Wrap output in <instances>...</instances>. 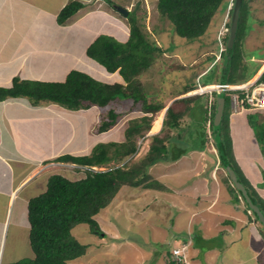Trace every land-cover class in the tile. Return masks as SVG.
<instances>
[{"label":"crops","instance_id":"0c3cea01","mask_svg":"<svg viewBox=\"0 0 264 264\" xmlns=\"http://www.w3.org/2000/svg\"><path fill=\"white\" fill-rule=\"evenodd\" d=\"M71 1L0 0V86H11L15 78L62 81L76 68L94 77V72L101 74V71H106L90 57L86 59H91L95 64L85 60L83 66L80 52L87 55L88 46L102 34L100 31L108 20L104 13L106 16L114 15V23L116 19L117 22L119 20L118 14L113 13L104 0H80L84 6L67 20L59 21L60 11ZM93 3L95 5L90 7ZM116 4L111 5L115 10ZM117 22L116 25L130 33L127 20H121L120 24ZM90 67L94 70H86ZM210 67L211 64L200 71L196 80ZM116 72L108 73V76L112 77ZM119 77L120 82L123 79L120 73ZM99 111L97 105L70 109L47 100L33 104L26 96L0 100V264H6L17 256L13 249L18 247L21 236L26 239L25 243L29 241L28 202L31 197L46 190L49 176L53 174V160L64 154L66 144L59 148L57 144L59 130L66 125L72 128L75 117L89 125L90 120H96ZM254 111H234L231 107L229 119L234 141L233 156L245 178L264 199V177L251 180L244 170L247 165L241 158L240 152L244 151H237L242 138L251 130L247 116ZM234 137L236 140L239 138L237 144ZM92 146V143L77 149L72 146L66 153H89ZM215 151L209 146L203 150L190 149L176 161H161L152 165L149 171L152 174L154 169L158 171L153 175L163 187L146 188L156 210H151V203L147 201L144 212L150 209L151 213L148 212L144 220H147V224L148 218L163 224L162 219L155 221L153 217L158 218L161 211L166 215L173 207L183 212V221L175 222L172 219L169 236L178 243L187 237L192 238L190 264H244L250 259L256 264H263L264 237L261 228L255 224V213L242 195L239 200L235 198L230 190L234 184L220 164L219 153ZM254 160L251 165H255ZM62 164L67 163L57 161V165ZM247 209H251L253 214L248 213ZM140 217L143 218L142 215ZM251 241L259 245L249 253L247 250L250 246L245 244ZM239 244L240 248L245 246V249L239 250ZM171 248L164 254V264H176L170 255Z\"/></svg>","mask_w":264,"mask_h":264},{"label":"trees","instance_id":"16d2710c","mask_svg":"<svg viewBox=\"0 0 264 264\" xmlns=\"http://www.w3.org/2000/svg\"><path fill=\"white\" fill-rule=\"evenodd\" d=\"M230 1L226 4V9ZM252 1L241 0L239 3L236 36L231 50H228L232 17L236 7V0H232L229 10V31L222 38L224 50L219 60L214 62L216 58L214 57L211 62V64L214 62L211 65L212 69L218 61L227 56V53L229 54L231 65L225 66L223 72L225 83L245 82L251 79L260 67V63H256L249 72V78L240 82L233 81V77L230 76V73L239 70L242 65H237V60L243 44L247 41L245 25L248 14L253 13ZM223 2L224 0H158L157 7L159 13L172 22L179 36L193 40L201 38L206 33ZM83 6L84 2L80 0L69 2L60 11L58 20L61 22L67 20ZM130 21V34L126 42L100 34L86 51L87 55L101 64L108 73L118 71L123 81L105 82L87 72L72 69L62 81L15 78L11 86H0V100L26 96L33 104L47 100L70 109H81L92 105L106 106L117 98L132 99L134 105L141 102L144 112L129 120L124 140H104L96 143L89 154L64 153L54 159L58 162L84 166V176L72 180L55 172L49 176L46 190L29 199V243L33 257L8 264H69L70 260L84 255L88 244L81 242L72 232L77 224L88 223L92 230L101 234L103 230L95 216L111 204L124 186L162 188L163 184L149 171L152 165L161 161H176L190 149L203 150L209 146L211 140L216 142L217 134L224 145L230 165L245 185L253 202L264 213V199L245 178L233 156L230 131L227 129L231 113L229 93H220L224 97L223 111L217 126L215 124L219 95L217 92H213L211 105L207 93L180 97L199 87L194 81L186 83L170 105L162 100L148 101L139 76L155 62L157 54H161L162 51L155 42L147 39L136 18ZM216 40L218 41L217 37ZM221 78L222 75L219 76V83ZM260 80L264 81V71L260 75ZM207 84L213 83L203 85ZM164 108L166 109L161 129L151 133L154 115ZM260 110L263 109L255 111ZM122 115L123 113L111 108L98 123L97 131L100 133L109 131ZM187 119L190 120L185 122ZM147 135L151 137L147 152L138 161L133 160L139 150V139L143 140ZM218 153L220 156L219 149ZM112 161L124 163L107 167ZM220 164L224 167L222 161ZM102 166L106 168H101ZM228 178L230 179L229 175ZM230 190L239 200V194L242 195V192L237 191L234 186H231ZM262 233L264 237L263 230Z\"/></svg>","mask_w":264,"mask_h":264},{"label":"rangeland","instance_id":"374dc122","mask_svg":"<svg viewBox=\"0 0 264 264\" xmlns=\"http://www.w3.org/2000/svg\"><path fill=\"white\" fill-rule=\"evenodd\" d=\"M105 1L112 8V12L118 14L119 20L117 22L116 19L115 23L117 22L120 24L121 20H127L130 28V19L136 18L138 23L141 24L147 39L152 43L155 42L162 51L161 54H157L155 62L139 76L144 87L145 97H147L148 101L162 100L167 105H170L173 100L177 98V94L186 83L194 81L197 85L198 81L196 77L198 73L205 70V68L211 64L213 58L217 57L216 53L219 49V43L216 37L222 24V18L226 14L224 9L230 0H224L221 4L220 9L214 16L206 33L201 38L193 40L181 37L176 33L172 22L159 13L157 7L158 0H104V2ZM115 3L123 7L127 4L125 8L129 10L128 15H123L118 10H115L112 7ZM94 5L95 3L91 4L90 7ZM251 9L253 13L250 12L248 14L249 16L245 25L247 41L245 40L246 42L243 44L240 57H238L237 60V65H242L239 67V70L237 69L234 73H230V76L233 77V81L236 82L248 79L250 76L249 72L254 68L256 63H260V67L253 78L264 71V0H253ZM104 17L108 20L104 29L100 32L118 41L126 42L130 33H127L123 28L121 29L120 26L113 22L115 18L114 15L106 16V13H104ZM80 56V62L83 66L85 60H90L93 64L91 59H86L89 57L88 55L80 52ZM71 63H73V61ZM230 65L231 60L227 53V56L218 61L212 69L211 67L209 68V70L211 69L210 71L208 70L207 73L204 72L202 74L200 83L206 84L218 81L219 76H223L224 69L226 68L225 66L230 67ZM76 69L80 70V68ZM86 70L92 71L94 69L90 67L86 68ZM95 73L96 72H94L96 78L105 82L119 81L121 78L118 72L112 77L108 76L107 71H101V74ZM192 91L194 92V90ZM189 92L180 95V97L187 94L190 95ZM99 108L100 111L97 115L95 114L96 120H90L89 125L86 121L82 122V119L75 117L72 119L74 125L72 128L71 125H66L61 128L57 138L58 148L62 144H66L63 148L64 153H66L72 146H75L74 149H77L84 147L85 144L92 143L93 146L89 151V153H91L96 142L98 143L104 140H124L125 128L129 120L144 113L141 102L134 105L132 99L117 98L110 104L99 106ZM111 108H115L117 111L123 113V115L118 119L117 124L109 129V131L100 133L97 131V122H100ZM165 109L166 108L159 110L154 115L152 132L161 129ZM247 117L251 122V130L242 138V143H240V147L238 146L239 149H237V151H244L240 152L242 161L247 165L244 170L249 178L254 180L261 176L264 177V112H250ZM188 120L190 119L185 120V122ZM227 129L230 131L233 149L234 141L231 132V119L228 120ZM70 137L72 138L70 139ZM146 137L147 138L143 140L142 138L139 139V150L133 157V160L138 161L147 152L151 137L149 135ZM234 139L237 144L239 138L237 137L236 140L234 137ZM215 144L216 142L214 143V140H211L208 145L210 149H214L215 151V148L218 150ZM246 148H249L248 153ZM89 153L83 151L78 154ZM261 155L263 156L262 158L260 157ZM253 160L256 162L255 165L250 164ZM122 163L124 162L115 163L112 161L107 167L120 165ZM101 168L106 167L102 166ZM54 172L61 173L75 180L84 176V167H73L69 163L57 165V161L53 160V173ZM152 172L154 175L158 173L156 169ZM262 187L264 186L262 185ZM121 190V193L116 195L111 204L103 208L101 212L95 216L103 230L101 234L92 230L88 223H79L73 228V234L81 242L88 244V248L84 255L70 260L69 264H164L165 252L169 250V248L179 244L176 240L170 238L169 234L172 229L169 225L172 223V219L175 220V222L183 221V212H178V209L173 207L169 209L166 215L164 211H161L158 218H155V216L153 217L155 221L162 219L164 222L163 224H157L150 218H148L149 223L147 224V220H144V217H147L148 212L151 213L150 209L156 210V208L153 206L155 203H151L152 200L149 198L150 195L146 193V188L124 186ZM147 201L151 203L150 209L144 212V210H146L144 207ZM141 215L143 218L140 217ZM253 217L257 221L255 224L264 231V225L258 220L257 216L253 215ZM165 221H167L168 224ZM28 235L29 234H27V236ZM185 239L190 241L192 238L187 237ZM19 241L18 247L13 249L14 255L17 256L7 261V264L18 260H28L33 257L29 241L25 243L26 239L22 236L19 238ZM245 245L250 246L247 251L252 253L257 249L259 243L256 244V242L251 241L249 244ZM242 248L245 249V246ZM242 248H240L239 244L238 249L240 250ZM7 258L10 257L7 255ZM188 259H191L190 253L188 254ZM244 264L256 263L253 259H250L248 263Z\"/></svg>","mask_w":264,"mask_h":264},{"label":"built area","instance_id":"2783aa9c","mask_svg":"<svg viewBox=\"0 0 264 264\" xmlns=\"http://www.w3.org/2000/svg\"><path fill=\"white\" fill-rule=\"evenodd\" d=\"M232 5V0L230 1L229 7L227 9V13L224 17V20L220 26L217 39L219 41L220 48L218 50L217 57L214 62L219 60L222 52L224 50L223 36L229 31L228 21H229V10ZM213 62V63H214ZM213 63L211 65H213ZM261 75V74H260ZM260 75L252 80H247L242 82L238 86L237 84H229V83H215L211 84L213 87L211 88H203L208 85H203L200 83L199 75L197 78L199 87L194 90L198 94H209V105L213 100V92L220 93L221 91L228 92L231 97V107L234 111L236 110H264V81L260 80ZM191 94V92H189ZM208 130L210 132V120L208 121ZM216 152L217 149H216ZM240 199H242L240 197ZM248 213L253 214L251 209H247ZM191 240H184L180 242L178 245L171 248V257L174 262L178 264H190V260L188 259L189 249L191 247Z\"/></svg>","mask_w":264,"mask_h":264},{"label":"water","instance_id":"95a60500","mask_svg":"<svg viewBox=\"0 0 264 264\" xmlns=\"http://www.w3.org/2000/svg\"><path fill=\"white\" fill-rule=\"evenodd\" d=\"M241 0H236V7L233 12V17H232V24L230 28V37L228 39V50H231L233 46V42L236 36V31H237V23H238V8H239V3ZM116 9L119 10V12L123 15H128L129 10L121 5L116 4L115 5ZM221 83H225V76H222L221 78ZM224 92V91H221ZM220 92V93H221ZM218 93V107H217V112L215 116V124L216 126L218 125L221 116H222V111H223V95ZM216 145L219 149L220 156H221V161L224 164V167L230 176L231 181L233 182L234 186L237 188L238 191L242 192V196L244 200L247 202L249 207L254 211L255 215L257 216L258 220L264 225V213L260 209V207L253 202V199L249 196L248 190L246 189L245 185L239 180L238 176L236 175L235 171L233 170V167L230 165L229 160L227 158L225 148L223 143L220 141V138L217 134L216 136Z\"/></svg>","mask_w":264,"mask_h":264},{"label":"bare ground","instance_id":"6f19581e","mask_svg":"<svg viewBox=\"0 0 264 264\" xmlns=\"http://www.w3.org/2000/svg\"><path fill=\"white\" fill-rule=\"evenodd\" d=\"M246 83V82H245ZM239 84H241V83H239ZM239 84H237L236 86H238ZM203 88H206V87H203ZM208 88H211V87H208ZM193 92V91H192ZM226 93H228V92H226Z\"/></svg>","mask_w":264,"mask_h":264},{"label":"clouds","instance_id":"9594fccd","mask_svg":"<svg viewBox=\"0 0 264 264\" xmlns=\"http://www.w3.org/2000/svg\"><path fill=\"white\" fill-rule=\"evenodd\" d=\"M225 17V16H224ZM223 22V21H222ZM218 151V150H217ZM221 161V160H220ZM97 167H95V169H96ZM239 196H241V195H239Z\"/></svg>","mask_w":264,"mask_h":264}]
</instances>
